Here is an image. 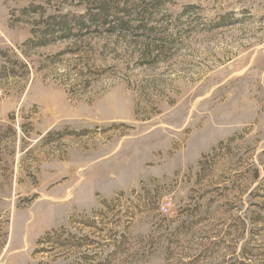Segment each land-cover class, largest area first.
Masks as SVG:
<instances>
[{
  "label": "rangeland",
  "instance_id": "1",
  "mask_svg": "<svg viewBox=\"0 0 264 264\" xmlns=\"http://www.w3.org/2000/svg\"><path fill=\"white\" fill-rule=\"evenodd\" d=\"M0 264H264V0H0Z\"/></svg>",
  "mask_w": 264,
  "mask_h": 264
},
{
  "label": "trees",
  "instance_id": "2",
  "mask_svg": "<svg viewBox=\"0 0 264 264\" xmlns=\"http://www.w3.org/2000/svg\"><path fill=\"white\" fill-rule=\"evenodd\" d=\"M38 9H42V8H38ZM85 18H88L92 23L97 20L98 22H100L101 24H107L109 23V13L105 10H100L98 13H94L91 14L88 12V14H84L83 16H80L77 21L74 20V16L70 17L69 15H64L62 16L59 22V30H53L52 32H50L51 35H56V33H59L61 36H59L60 38H64L67 36H74V22L76 21V23L78 24V28H80V30H82L83 25H86L85 23L87 21H85ZM54 20V19H51ZM122 21V20H121ZM112 31L111 28H109L108 31ZM73 31V32H72ZM44 45V44H42Z\"/></svg>",
  "mask_w": 264,
  "mask_h": 264
}]
</instances>
